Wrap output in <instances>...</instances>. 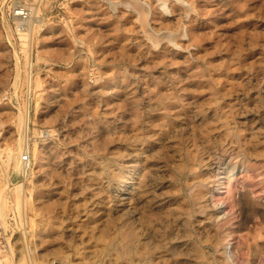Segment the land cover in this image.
<instances>
[{
	"label": "rangeland",
	"instance_id": "obj_1",
	"mask_svg": "<svg viewBox=\"0 0 264 264\" xmlns=\"http://www.w3.org/2000/svg\"><path fill=\"white\" fill-rule=\"evenodd\" d=\"M0 192V264H264V0H0Z\"/></svg>",
	"mask_w": 264,
	"mask_h": 264
},
{
	"label": "bare ground",
	"instance_id": "obj_2",
	"mask_svg": "<svg viewBox=\"0 0 264 264\" xmlns=\"http://www.w3.org/2000/svg\"><path fill=\"white\" fill-rule=\"evenodd\" d=\"M23 115V114H22ZM20 116V115H19ZM19 123H20V127L24 130L25 132V135H27V131H28V116L25 114L23 117L20 116L19 117ZM23 135V134H22ZM17 146V145H16ZM16 148V147H15ZM20 148V147H19ZM18 148V149H19ZM12 151V150H11ZM11 151H10V154H11ZM22 151V150H21ZM19 152V151H18ZM17 153V152H16ZM20 153V152H19ZM9 154V156H10ZM18 155V154H17ZM21 155V153H20ZM23 157V156H22ZM18 158V157H17ZM10 161V160H9ZM18 161V160H17ZM20 161V160H19ZM22 161V159H21ZM192 157L188 154V159L184 165V170H191L192 168ZM15 162V161H14ZM15 166V165H14ZM18 166V165H17ZM21 169V168H20ZM155 170V169H154ZM145 191V190H144ZM0 212L1 214L6 210V207H7V203H6V198L4 197V194H2L0 192ZM228 250V246L225 247V251Z\"/></svg>",
	"mask_w": 264,
	"mask_h": 264
},
{
	"label": "built area",
	"instance_id": "obj_3",
	"mask_svg": "<svg viewBox=\"0 0 264 264\" xmlns=\"http://www.w3.org/2000/svg\"><path fill=\"white\" fill-rule=\"evenodd\" d=\"M23 160H24L25 163L29 162V155H27V154L24 155L23 156Z\"/></svg>",
	"mask_w": 264,
	"mask_h": 264
}]
</instances>
